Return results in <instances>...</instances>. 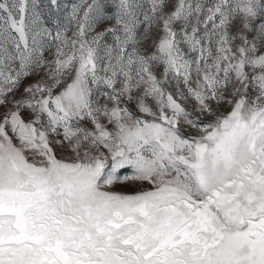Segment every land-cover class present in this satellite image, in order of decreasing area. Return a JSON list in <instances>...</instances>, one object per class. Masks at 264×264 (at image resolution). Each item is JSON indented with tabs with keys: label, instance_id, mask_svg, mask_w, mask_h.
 <instances>
[{
	"label": "snow or ice",
	"instance_id": "6c2138e0",
	"mask_svg": "<svg viewBox=\"0 0 264 264\" xmlns=\"http://www.w3.org/2000/svg\"><path fill=\"white\" fill-rule=\"evenodd\" d=\"M0 264H264V0H0Z\"/></svg>",
	"mask_w": 264,
	"mask_h": 264
}]
</instances>
